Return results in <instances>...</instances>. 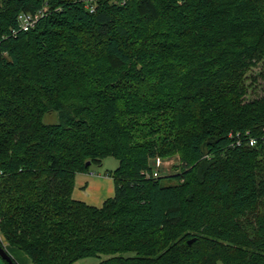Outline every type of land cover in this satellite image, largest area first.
<instances>
[{"label":"trees","instance_id":"16d2710c","mask_svg":"<svg viewBox=\"0 0 264 264\" xmlns=\"http://www.w3.org/2000/svg\"><path fill=\"white\" fill-rule=\"evenodd\" d=\"M92 2L0 0L4 239L31 264H264V0ZM108 156L114 196L74 198Z\"/></svg>","mask_w":264,"mask_h":264},{"label":"rangeland","instance_id":"374dc122","mask_svg":"<svg viewBox=\"0 0 264 264\" xmlns=\"http://www.w3.org/2000/svg\"><path fill=\"white\" fill-rule=\"evenodd\" d=\"M263 68V64L259 63V65L253 67L249 72V78L247 80V83L251 84V86L249 87V91L247 94V99H253L255 97H258L262 94H264V78L261 77L259 75V72L262 70ZM253 77H256L257 80L254 81ZM54 115H52V117L50 116V114H46L45 116V120L46 121H53L55 120V118H53ZM181 162V157L179 154H174V155H170L167 157H161V156H156L154 158L151 159V164L153 167H158L159 166V171L161 173V175H168L169 173H174L177 169V165L178 163ZM119 164V160L114 157V156H108L103 164L101 166L98 165H93L92 168H97V169H102L104 171L106 170H114ZM169 181L171 183H175L177 182V179L175 178H171L169 179ZM2 233V232H1ZM3 235V233H2ZM3 239H4V235H3ZM4 246L8 249L10 245H8V242L4 239ZM11 254V251H9ZM12 255V254H11ZM108 255L107 254H100V255H96V256H89L83 259H80L76 262H74L73 264H99V262L105 258H107ZM0 264H7L5 259L0 255Z\"/></svg>","mask_w":264,"mask_h":264},{"label":"crops","instance_id":"0c3cea01","mask_svg":"<svg viewBox=\"0 0 264 264\" xmlns=\"http://www.w3.org/2000/svg\"><path fill=\"white\" fill-rule=\"evenodd\" d=\"M107 171L92 168L89 172L77 173L73 191L74 198L101 206L107 198L114 196L115 181ZM9 251L19 264L30 263L29 258L20 249L11 247Z\"/></svg>","mask_w":264,"mask_h":264},{"label":"built area","instance_id":"2783aa9c","mask_svg":"<svg viewBox=\"0 0 264 264\" xmlns=\"http://www.w3.org/2000/svg\"><path fill=\"white\" fill-rule=\"evenodd\" d=\"M89 5H90L91 10H94L95 3H93L92 0H91V3ZM42 14L43 13H42L41 10L36 12V13H21L19 15V22H20L21 28L27 30V29L33 27ZM237 142H238V144H240L241 143V139H238ZM248 143L250 145H255L257 143V139L255 137H250L248 139ZM158 169H159V166L157 168L154 167V172H153V176L154 177H158V176L161 175V173H160V171ZM0 241L4 245V239H3V235L1 233V231H0ZM27 264H31V263H27Z\"/></svg>","mask_w":264,"mask_h":264},{"label":"water","instance_id":"95a60500","mask_svg":"<svg viewBox=\"0 0 264 264\" xmlns=\"http://www.w3.org/2000/svg\"><path fill=\"white\" fill-rule=\"evenodd\" d=\"M87 164H90V161H88ZM0 255L6 259L9 264H16V262L14 261L13 256L10 254V252L6 249V247L0 243Z\"/></svg>","mask_w":264,"mask_h":264}]
</instances>
